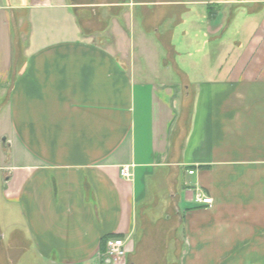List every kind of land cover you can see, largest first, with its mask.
Here are the masks:
<instances>
[{"label":"crops","instance_id":"crops-1","mask_svg":"<svg viewBox=\"0 0 264 264\" xmlns=\"http://www.w3.org/2000/svg\"><path fill=\"white\" fill-rule=\"evenodd\" d=\"M0 137V264H109L161 187L181 264H264V0H0Z\"/></svg>","mask_w":264,"mask_h":264},{"label":"rangeland","instance_id":"rangeland-1","mask_svg":"<svg viewBox=\"0 0 264 264\" xmlns=\"http://www.w3.org/2000/svg\"><path fill=\"white\" fill-rule=\"evenodd\" d=\"M2 142L3 137H0V154L4 156ZM163 192L164 188H159L157 204L152 206H150V203L147 204L149 208L145 210L146 212L144 211V214L140 208L137 210L136 232L125 251L131 255H135V247L142 240L140 250L138 251L140 254L138 258L139 264H181V257L185 250L182 245L184 236L179 227L183 223L171 212L173 209L169 212L170 219L161 218L164 216L165 209L168 206V197ZM143 215L149 216L150 221L144 219ZM2 228L4 229L5 226L2 225ZM15 255H18V253ZM15 255L12 256L13 260L16 257ZM124 258L111 264H122Z\"/></svg>","mask_w":264,"mask_h":264},{"label":"built area","instance_id":"built-area-1","mask_svg":"<svg viewBox=\"0 0 264 264\" xmlns=\"http://www.w3.org/2000/svg\"><path fill=\"white\" fill-rule=\"evenodd\" d=\"M189 174H193V171H189ZM121 175L124 177H129L126 168L121 170ZM195 202L205 206H211V198L205 196L202 192L198 191L195 194ZM104 259L108 261L109 264L119 261L126 256L125 243L121 238L112 237L108 238L104 244Z\"/></svg>","mask_w":264,"mask_h":264},{"label":"trees","instance_id":"trees-1","mask_svg":"<svg viewBox=\"0 0 264 264\" xmlns=\"http://www.w3.org/2000/svg\"><path fill=\"white\" fill-rule=\"evenodd\" d=\"M108 237H109V236H108ZM108 237H105V238H104L103 245L105 244V241H106V239H107ZM104 251H105V248L103 247V248H102V252L104 253Z\"/></svg>","mask_w":264,"mask_h":264}]
</instances>
